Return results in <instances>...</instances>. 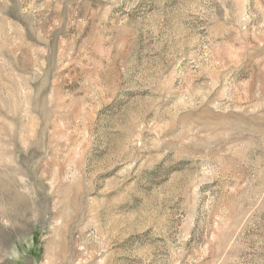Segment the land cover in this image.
<instances>
[{
    "label": "rangeland",
    "instance_id": "374dc122",
    "mask_svg": "<svg viewBox=\"0 0 264 264\" xmlns=\"http://www.w3.org/2000/svg\"><path fill=\"white\" fill-rule=\"evenodd\" d=\"M0 264H264V0H0Z\"/></svg>",
    "mask_w": 264,
    "mask_h": 264
}]
</instances>
